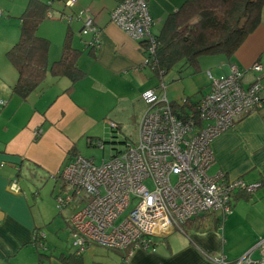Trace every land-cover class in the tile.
<instances>
[{
    "label": "crops",
    "instance_id": "obj_1",
    "mask_svg": "<svg viewBox=\"0 0 264 264\" xmlns=\"http://www.w3.org/2000/svg\"><path fill=\"white\" fill-rule=\"evenodd\" d=\"M119 1L78 0L74 5L66 6V0H56L59 19L63 12L78 14L88 10L100 29V46L94 49L86 44L91 35L82 33V20H75L81 24L77 31L79 37L67 23L74 47L82 51L78 65L86 73L71 92L65 91L71 83L68 77L48 75L41 87L24 100L12 91L18 72L0 86L1 94L6 98L0 100L4 102L0 105V264H64L59 256L68 255L75 248L72 246L74 250H61L58 254L40 250L36 234L45 232L49 222L40 205L37 208L31 204L35 186L23 184L21 178L30 174L33 182L52 179L55 202L59 176L69 158V151L77 146L79 139L89 132L95 133L88 136V141L95 138L101 120L106 124L116 122L119 125L116 133H120L123 122L132 113L136 114L137 106L138 122L147 108L143 92L155 88V85L146 73L149 66L144 65V47L111 20V12ZM183 1L148 0L154 33ZM51 10L55 14L53 8ZM62 33L57 42L59 47H50V63L61 56L66 34L64 30ZM39 35L50 39L48 35ZM211 56L200 62L201 71H207L210 81L199 87L200 95L195 102L210 89L209 73L215 78L224 77L233 62L244 69V84L261 76L264 86V6L260 24L231 59L222 54ZM255 62L262 65L259 73L251 70ZM151 71L155 76L152 68ZM186 97L190 96L181 100ZM37 129L41 130L38 137L35 136ZM211 146L216 158L211 168L213 171L223 170L231 178L243 177L249 182L261 181L262 186L249 195L236 194L233 213L221 226L214 215L201 217L189 225L186 232L173 229L153 237L150 249L129 248L131 255L127 264H218L221 255L233 261L264 236V108L240 118L234 127L216 136ZM14 182L19 191L12 189ZM69 219H65L68 232ZM46 239L45 234L43 242ZM39 252L44 254L41 260ZM84 252V264L125 263L122 251L113 258L87 257Z\"/></svg>",
    "mask_w": 264,
    "mask_h": 264
},
{
    "label": "built area",
    "instance_id": "obj_2",
    "mask_svg": "<svg viewBox=\"0 0 264 264\" xmlns=\"http://www.w3.org/2000/svg\"><path fill=\"white\" fill-rule=\"evenodd\" d=\"M77 1L66 0L65 4L72 6ZM47 17H54L52 10ZM60 19L68 24L82 20V33L91 35L86 44L99 48L100 29L88 10L63 12ZM111 20L141 43L146 52L144 65L152 68L157 40L148 0H120ZM251 70L261 72V63L255 62ZM209 75L210 89L199 99L196 112L188 110L178 115L162 82L143 92L147 108L138 122L135 143L128 140L100 164L80 153L69 156L59 176L55 199L60 211L67 207L72 210L68 229L77 253L98 244L124 252L127 264L129 248L150 249L153 237L173 229L183 231L191 219L214 215L221 226L233 213L236 194H252L262 186L261 181L231 178L223 170L211 173L216 162L213 139L243 116L264 108L262 77L255 76L244 84V69L234 62L226 76ZM109 124L113 130L119 129L116 122ZM40 134V129L35 130L36 137ZM12 189L20 190L16 182ZM127 209L129 212L119 221ZM44 239L45 233L38 231L39 248ZM256 251L258 257H254ZM217 262L264 264V238L240 258L231 261L221 255Z\"/></svg>",
    "mask_w": 264,
    "mask_h": 264
},
{
    "label": "trees",
    "instance_id": "obj_3",
    "mask_svg": "<svg viewBox=\"0 0 264 264\" xmlns=\"http://www.w3.org/2000/svg\"><path fill=\"white\" fill-rule=\"evenodd\" d=\"M263 6L264 0H184L155 33L157 45L153 56L155 65L152 67L155 76L163 80L180 61L197 73L201 70L200 59L203 56L222 54L231 59L260 24ZM52 8L53 1L28 0L20 15V37L6 53L18 72L12 91L24 100L41 87L48 75L68 77L71 83L66 92H71L86 75L78 65L82 51L74 47L73 35L68 27L61 56L50 63L51 40L39 35L38 28L48 18L47 13ZM197 103L190 97H186L183 104L178 100L171 102L180 116L188 113V110L196 112ZM112 132L116 133L117 130L112 129ZM93 140L89 143L105 144L102 140ZM127 141V138L124 139L123 144ZM76 153L78 150L74 147L69 151V156ZM198 219L184 224L183 231L186 232V228ZM43 255L39 252V260ZM59 258L64 264H84L82 253L76 250L68 255L61 254Z\"/></svg>",
    "mask_w": 264,
    "mask_h": 264
},
{
    "label": "rangeland",
    "instance_id": "obj_4",
    "mask_svg": "<svg viewBox=\"0 0 264 264\" xmlns=\"http://www.w3.org/2000/svg\"><path fill=\"white\" fill-rule=\"evenodd\" d=\"M27 1L28 0H0V11L2 12V15L0 16V86L2 82L8 83L14 77V75L17 74L16 68L9 60L6 53L20 37V15L24 11ZM55 2L56 0L53 1V11L55 12V18H47L44 20L38 28V33H41L42 35H48L51 39V46L56 45L57 47V42L62 37L63 30L66 33L67 23L64 20L59 19L57 14L58 9L57 6H55ZM75 22L76 21L74 20L71 23V29L74 31V35H78L77 37H79V33H77V31L80 29L81 24ZM211 57L212 56H203L200 59V62L204 60V58ZM146 73L151 77V80L155 85L153 87L160 85L162 82L165 83L166 94L170 101H179L184 96H190L193 101L197 100L200 95L199 87L207 85L210 81L206 70H200L199 72L195 73L191 68L184 65L183 61H180L174 65L163 80L159 79L158 76H154L150 67L146 69ZM0 90V100L6 99L3 97V94H1L2 88ZM138 110L139 108L137 106L136 114L132 113L131 117L127 118L123 122V128L120 133H113L110 124H106L103 120H101L97 130L99 131V134L96 133L94 135L96 136L94 140H102L105 142V144L103 146L90 144L88 141V136L95 132H89L87 135L79 139L76 146L78 152L85 157L93 159L95 163L100 164L104 159H108L117 148L122 149L124 147V139L127 138L129 141L135 143L138 138ZM213 172L215 171L211 169V173ZM31 176L32 175L28 174L26 177L24 176V178H21V181H23V184L35 186L33 191L34 195L31 197V204L37 208L38 205H40L42 213H44L49 222V224H47L44 228V233L47 235V239L44 242V248H40V250L46 251L47 253L54 252L56 254L60 253L61 250H74L72 247L71 235L65 226V219H68L72 216V210L70 207H67L63 211H60L57 207L56 199L54 202V195L52 194L54 185V181L52 179H45L43 182L40 180L33 182V180L30 178ZM59 187L60 186L58 185L57 190ZM128 212L129 209H127V211L121 215L119 221ZM261 238H264V236L259 237V239ZM121 253V251L115 249L93 244L88 250L84 252V255L87 257H90L91 255H98V257L113 258L118 257ZM258 256L259 252H254V257Z\"/></svg>",
    "mask_w": 264,
    "mask_h": 264
}]
</instances>
